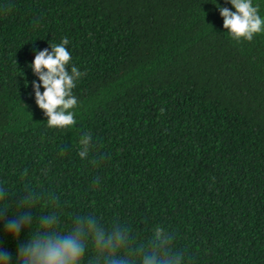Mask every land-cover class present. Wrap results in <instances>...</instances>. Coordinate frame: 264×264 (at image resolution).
Returning <instances> with one entry per match:
<instances>
[{
  "label": "trees",
  "instance_id": "trees-1",
  "mask_svg": "<svg viewBox=\"0 0 264 264\" xmlns=\"http://www.w3.org/2000/svg\"><path fill=\"white\" fill-rule=\"evenodd\" d=\"M252 3L264 19V0ZM216 5L235 11L225 0H0L6 218L25 188L43 197L18 239L0 222L10 264L51 212L61 233L92 215L146 247L163 227L183 264H264V26L237 43ZM65 38L83 75L76 123L60 129L36 104L30 65ZM96 255L89 242L81 264Z\"/></svg>",
  "mask_w": 264,
  "mask_h": 264
},
{
  "label": "clouds",
  "instance_id": "clouds-1",
  "mask_svg": "<svg viewBox=\"0 0 264 264\" xmlns=\"http://www.w3.org/2000/svg\"><path fill=\"white\" fill-rule=\"evenodd\" d=\"M225 3H230L235 11L216 6L223 19V28L237 43L251 42L255 34L262 32L264 19L252 0H225ZM68 43L65 38L61 44L49 46L51 51L47 48L36 51L30 65L39 80V83L32 81L36 104L47 117L48 126L60 129L76 123L73 112L69 111L78 103L72 89L83 75L75 66L69 70L71 53L65 47ZM90 143V135L81 138L79 156L82 159L88 156ZM21 194L17 210L7 219L6 213L11 208L7 203L8 192L0 187V200L5 201L0 206V222H4L14 239L19 238L25 227L32 228L31 210L35 201L43 198L31 188H25ZM48 198L56 203L55 197ZM38 220L40 230L31 232L27 244L19 246L17 264H81L89 242L97 252L94 264H183L184 261L183 255L173 249V234L163 227L155 228L146 247L135 240L127 226L117 222L106 228L92 215L76 216L74 226L67 233L57 231L59 216L56 212L40 216ZM11 259L10 253L0 249V264H10Z\"/></svg>",
  "mask_w": 264,
  "mask_h": 264
}]
</instances>
